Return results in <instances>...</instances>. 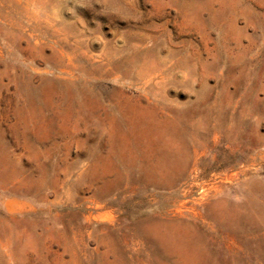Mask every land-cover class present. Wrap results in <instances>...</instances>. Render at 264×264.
<instances>
[{
  "label": "rangeland",
  "instance_id": "1",
  "mask_svg": "<svg viewBox=\"0 0 264 264\" xmlns=\"http://www.w3.org/2000/svg\"><path fill=\"white\" fill-rule=\"evenodd\" d=\"M0 264H264V0H0Z\"/></svg>",
  "mask_w": 264,
  "mask_h": 264
}]
</instances>
